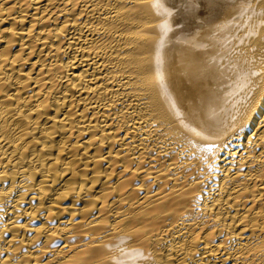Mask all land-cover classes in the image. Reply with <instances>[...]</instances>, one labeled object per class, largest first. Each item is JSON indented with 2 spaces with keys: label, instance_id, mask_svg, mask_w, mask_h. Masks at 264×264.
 <instances>
[{
  "label": "bare ground",
  "instance_id": "6f19581e",
  "mask_svg": "<svg viewBox=\"0 0 264 264\" xmlns=\"http://www.w3.org/2000/svg\"><path fill=\"white\" fill-rule=\"evenodd\" d=\"M0 264H264V0H0Z\"/></svg>",
  "mask_w": 264,
  "mask_h": 264
},
{
  "label": "snow or ice",
  "instance_id": "6c2138e0",
  "mask_svg": "<svg viewBox=\"0 0 264 264\" xmlns=\"http://www.w3.org/2000/svg\"><path fill=\"white\" fill-rule=\"evenodd\" d=\"M212 147H213V145H209V146H208V149L210 150Z\"/></svg>",
  "mask_w": 264,
  "mask_h": 264
}]
</instances>
